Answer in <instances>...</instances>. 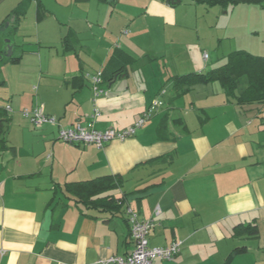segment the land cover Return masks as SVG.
I'll return each mask as SVG.
<instances>
[{
    "label": "crops",
    "instance_id": "1",
    "mask_svg": "<svg viewBox=\"0 0 264 264\" xmlns=\"http://www.w3.org/2000/svg\"><path fill=\"white\" fill-rule=\"evenodd\" d=\"M55 1L60 6L51 9L43 0H0V55L8 22L16 61L6 65L20 70L12 89L1 82L11 98L0 108L12 112L9 150L0 153V264L126 257L135 247L128 208L154 222L150 246L182 243L173 261L153 264H227L232 255L230 264H264V103L238 104L218 81L175 90L176 78L220 68L234 53L264 58V48L252 44L257 37L236 41L211 64L207 53L180 51L189 37L177 5L71 0L63 10ZM98 74L99 97L91 83ZM155 100L163 106L124 141L98 148L59 139L60 128L79 122L100 132L128 129ZM37 106L59 125L36 126L22 116ZM107 176L119 186L104 194L114 203L103 209L66 191ZM249 227L256 237L236 235Z\"/></svg>",
    "mask_w": 264,
    "mask_h": 264
},
{
    "label": "trees",
    "instance_id": "2",
    "mask_svg": "<svg viewBox=\"0 0 264 264\" xmlns=\"http://www.w3.org/2000/svg\"><path fill=\"white\" fill-rule=\"evenodd\" d=\"M109 2L110 0H104ZM114 0L113 3H115ZM162 4L175 6L178 1L186 0H155ZM194 4L205 5L208 8L220 7L223 10L234 9L241 4L264 6V0H188ZM18 13V12H16ZM15 13V14H16ZM16 61L13 57L9 58ZM218 81L223 86L227 97L236 100L238 104L264 103V58L250 56L246 53L232 54L227 63L220 68L206 74H190L176 78L175 90L183 91V87H192L199 83H211ZM188 88V89H189ZM9 118L6 109L0 108V153L9 150L6 141V131ZM114 177H103L88 182L67 184L66 191L75 198L77 203L84 204L88 208L103 209L113 204L111 197H103L107 192L114 190L119 183ZM257 236L256 227L239 230L236 235L243 234Z\"/></svg>",
    "mask_w": 264,
    "mask_h": 264
},
{
    "label": "rangeland",
    "instance_id": "3",
    "mask_svg": "<svg viewBox=\"0 0 264 264\" xmlns=\"http://www.w3.org/2000/svg\"><path fill=\"white\" fill-rule=\"evenodd\" d=\"M58 1L62 3L63 10L67 9L65 5L70 6L71 3V0ZM43 2L51 9H56L60 6L55 0H43ZM244 6L247 5L241 4L235 7L236 9H230L229 13L226 14V10H222L220 7L208 8L205 5L194 4L188 0L177 5L176 8L178 9L179 15H181L180 17L185 18L188 24V28L184 32L186 33V37H189L186 44L182 45V48H179L180 51L197 52L201 55L207 53L210 56V63L212 64L218 60L220 52L235 45L236 41L238 43H245V45L248 44V41H253L250 36L258 38L256 40L254 39L255 41L252 44H258L261 48H264L262 46L264 43V33L260 32L259 35L254 34L257 29L264 31V11L254 12L252 10H245ZM260 7L264 8V6ZM8 24L7 22L5 29L1 32L2 35L5 34L3 38L4 43L6 41H15L13 27L8 29ZM27 27H29V24ZM28 30L32 31L31 29ZM235 33H238V36H235L236 39L234 38ZM32 38H28L27 40L31 39L33 41ZM33 43L35 44L34 41ZM28 46L30 47V44ZM184 47L185 50L183 49ZM35 48L38 49L36 44ZM55 54L57 53H52V56L55 57ZM7 60L6 53L3 56L0 55V65L4 66L2 68L0 67V106L9 103L11 98L9 96V89H5L1 82L4 80L7 87L12 89L14 87L13 81L20 73V70H17L15 65H6Z\"/></svg>",
    "mask_w": 264,
    "mask_h": 264
},
{
    "label": "built area",
    "instance_id": "4",
    "mask_svg": "<svg viewBox=\"0 0 264 264\" xmlns=\"http://www.w3.org/2000/svg\"><path fill=\"white\" fill-rule=\"evenodd\" d=\"M208 58V55L205 54L204 59L207 61ZM91 83L95 96L99 97L105 94L102 88L103 79L101 74L93 76ZM162 106L163 102L161 100H155L132 127L123 131L109 129L100 132L94 130L91 122H79L72 128H60L59 139L73 145H96L98 148H103L106 144L113 141H124L133 137ZM6 111L11 113L12 109L8 107ZM21 113L24 118L31 120L36 126L59 125L58 119L47 116L42 106H37L33 109H24ZM98 116L99 113L97 111L92 118L96 119ZM126 215L130 227V237L135 245L134 249L126 257H109L101 260L99 264H153L157 260L173 261L180 253L181 242H174L164 248L150 246L149 236L154 228V222L151 220L142 221L138 214L131 208L126 210Z\"/></svg>",
    "mask_w": 264,
    "mask_h": 264
},
{
    "label": "water",
    "instance_id": "5",
    "mask_svg": "<svg viewBox=\"0 0 264 264\" xmlns=\"http://www.w3.org/2000/svg\"><path fill=\"white\" fill-rule=\"evenodd\" d=\"M114 2V0H110L109 3ZM181 4V1L176 2L174 5H179ZM6 57L7 58H11L13 55V51H14V46L11 44V41H6ZM234 258V255L231 256V258L228 260L227 264H230L232 259Z\"/></svg>",
    "mask_w": 264,
    "mask_h": 264
}]
</instances>
